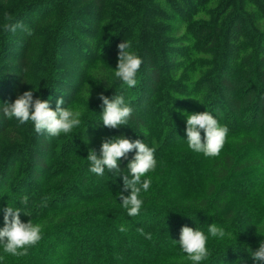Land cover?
Returning a JSON list of instances; mask_svg holds the SVG:
<instances>
[{
  "label": "trees",
  "instance_id": "obj_1",
  "mask_svg": "<svg viewBox=\"0 0 264 264\" xmlns=\"http://www.w3.org/2000/svg\"><path fill=\"white\" fill-rule=\"evenodd\" d=\"M6 23L24 28L5 32ZM122 41L143 60L132 88L115 76ZM27 90L53 110L62 96L61 107L81 111V125L51 136L6 118L3 103ZM100 93L124 97L133 109L127 125L103 126ZM203 111L228 128L217 157L188 147L182 112ZM120 136L155 148L134 217L119 197L134 150L118 161L119 175H97L87 159ZM7 206L42 225V239L22 257L0 245V264H194L178 243L182 226L208 237L199 264H256L252 252L264 242V0H0V228ZM213 224L223 238L209 234Z\"/></svg>",
  "mask_w": 264,
  "mask_h": 264
},
{
  "label": "clouds",
  "instance_id": "obj_2",
  "mask_svg": "<svg viewBox=\"0 0 264 264\" xmlns=\"http://www.w3.org/2000/svg\"><path fill=\"white\" fill-rule=\"evenodd\" d=\"M17 28H24L22 24L6 23L5 32H15ZM27 31V29H26ZM118 61L115 76L129 88L137 85V73L140 70L143 60L138 55L130 51L129 42L122 41L117 45ZM34 90V89H33ZM33 90L24 91L18 95L11 103H3V114L6 118L15 117L20 123L31 121L35 132L40 134L47 132L51 136H59L61 133H70L73 129L81 125V111L61 107L64 104L63 97L56 101V108L53 110L49 106L48 100H42L38 96L33 97ZM98 98L102 101V123L107 128H118L127 125L132 115L133 109L125 103L122 95H114L111 98L100 93ZM186 115L185 132L188 147L197 153H203L206 157H217L220 155L227 140L228 128L221 126L218 120L208 111ZM203 130V138L201 136ZM145 135L147 134L145 130ZM135 152L134 156L127 163L129 175H123V191L119 193L121 205L126 209L128 216L139 215L143 205L140 198L142 191L147 192L151 186L150 179H141L156 168L155 148L146 145L143 140H130L123 136L108 138L101 142L100 153L89 149L87 159L90 161V171L97 175H104L105 169L113 175H119L121 170L118 161L126 159L130 152ZM124 192H128L124 195ZM27 204V196L20 201ZM3 227L0 228V245L3 251L15 257H22L28 254V249L37 245L42 239V225L34 224L30 219L22 222L20 219L21 210L7 206L3 210ZM26 214V213H25ZM121 232L127 229L120 226ZM146 239L151 240V234L143 233ZM208 232L212 237L223 238L225 231L216 225H209ZM208 237L197 228L182 226L180 229L178 243L187 258L199 264L209 256L207 249ZM252 259L256 264H264V242L252 252ZM3 257L0 256V260Z\"/></svg>",
  "mask_w": 264,
  "mask_h": 264
},
{
  "label": "rangeland",
  "instance_id": "obj_3",
  "mask_svg": "<svg viewBox=\"0 0 264 264\" xmlns=\"http://www.w3.org/2000/svg\"><path fill=\"white\" fill-rule=\"evenodd\" d=\"M8 1H10V0H8ZM35 46H37L38 48H39V53H40V51H41V48H43V50H45L46 49V47H45V45L43 44V41H42V39L37 43L36 42V45ZM40 46H41V48H40ZM32 88V87H31ZM203 131V130H202Z\"/></svg>",
  "mask_w": 264,
  "mask_h": 264
}]
</instances>
